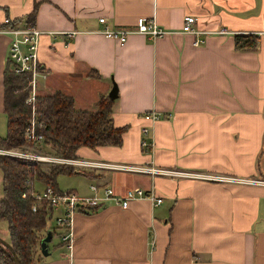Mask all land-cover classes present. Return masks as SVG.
<instances>
[{"label":"crops","instance_id":"0c3cea01","mask_svg":"<svg viewBox=\"0 0 264 264\" xmlns=\"http://www.w3.org/2000/svg\"><path fill=\"white\" fill-rule=\"evenodd\" d=\"M35 7L43 69L36 95L62 92L77 110L93 111L117 87L111 117L125 128L122 145L83 148L78 159L220 177L96 169L86 189L75 181L65 191L93 197L105 187L120 195L141 188L161 204L81 207L72 215V252L56 224L37 264H264V0H0V27L6 19L24 27ZM189 15L209 34L183 32ZM140 18L170 33L131 34L122 44L100 32L134 28ZM236 34L259 41L239 51ZM9 43L0 33V118ZM152 112L163 118L147 121ZM144 127L152 154L141 147Z\"/></svg>","mask_w":264,"mask_h":264},{"label":"trees","instance_id":"16d2710c","mask_svg":"<svg viewBox=\"0 0 264 264\" xmlns=\"http://www.w3.org/2000/svg\"><path fill=\"white\" fill-rule=\"evenodd\" d=\"M37 8L26 17L24 26L33 25ZM22 21V20H20ZM16 26V22L10 24ZM235 49L245 51L255 48L259 37L255 34H236ZM29 74L5 75L4 112L7 117V134L0 136V149L30 152L40 156L60 159H78L79 151L88 148L119 147L123 143L125 128L114 125L111 117L114 100L106 97L97 103V109L77 110L71 96L57 92L50 96L37 95L35 112L26 104L30 89ZM35 118V134L40 141L26 140V131ZM41 147H47L44 152ZM33 150V152L29 151ZM0 154L3 173V197L0 200V222H6L8 242L19 258L20 264H37L42 240L50 231L49 222L55 209L49 201L37 200L33 193L36 183L60 192L57 178L60 175L80 174L94 178L96 169L76 168L73 165L49 163ZM46 167V169H45ZM25 195V197L23 196ZM36 206V211H33ZM55 233L54 229H52ZM62 235V233L60 234ZM0 264H13L10 255L0 247Z\"/></svg>","mask_w":264,"mask_h":264},{"label":"built area","instance_id":"2783aa9c","mask_svg":"<svg viewBox=\"0 0 264 264\" xmlns=\"http://www.w3.org/2000/svg\"><path fill=\"white\" fill-rule=\"evenodd\" d=\"M101 23L105 22L104 18L100 19ZM11 22L6 19L3 26L0 27V33L5 34L10 38L9 49L7 53V63L9 70L15 74H29L30 81L28 87L30 89L29 96L26 100V104L33 107V114L35 112L36 101V83L37 76L43 72V69L39 63L38 49L39 41L42 32L38 30L34 25L30 26H10ZM197 18L194 16H186L184 20L183 32L193 34L197 37L207 35L209 32H203L197 29ZM106 38L116 40L119 43H125L128 36L131 34H142L152 39L164 37L170 31L160 28L154 19L140 18L134 28H117L108 29L104 28L100 31ZM219 34L228 33L225 29H221ZM53 35L56 33H52ZM74 33L70 34V37H74ZM202 42L201 38H196L194 45L198 46ZM144 118L151 122L156 123L161 120L163 116L160 113L152 112L144 115ZM36 120L33 117L30 126L26 131V140L29 142L40 141L41 137L35 134ZM150 128L144 127L142 129L141 147L148 153H153V140L149 138ZM0 154L9 155L18 158L32 159L43 162H53L61 164L73 165L76 168L83 169H117L122 171L143 172L151 174H163L172 176H192L207 180H218L220 177L204 174H190L183 173L175 170H162L155 169L153 167H135L127 165H114L102 162H92L80 159H60L55 157L40 156L33 153L15 151V150H0ZM239 180V179H232ZM91 190L98 191L96 185L91 186ZM25 197V195H23ZM33 197L37 200H46L51 203L55 210L61 209L63 213L58 216L55 221L56 224L63 228L64 233L61 236L62 241L66 244L69 252H72L73 247V234L71 232L72 215L78 211L81 207H97L101 206L103 201H110L115 205L122 208H127L130 201L137 199H149L153 203L161 204L162 200L157 198L153 192L144 191L141 188H135L128 190L124 195L115 193L111 188L103 189V196H80L73 191H60L55 192L51 187H46L42 191H36L33 193ZM36 206H33V211H36ZM71 258V254L69 255Z\"/></svg>","mask_w":264,"mask_h":264},{"label":"rangeland","instance_id":"374dc122","mask_svg":"<svg viewBox=\"0 0 264 264\" xmlns=\"http://www.w3.org/2000/svg\"><path fill=\"white\" fill-rule=\"evenodd\" d=\"M6 133H7V121H6V117L3 115V117L0 118V135H2V136L4 135L5 136ZM40 149H43L44 152H49L50 151V149L47 148V147H41ZM0 150H4V149H0ZM29 151L33 152V150H29ZM48 164L49 163L45 162L43 165L47 166ZM45 169H46V167H45ZM2 179H3V173L0 170V200L3 197ZM75 181L78 182L82 186L83 189L85 187H87L88 183H89L88 179L86 177H84V176H79V177L78 176H72V177H70L68 175H60L57 178L58 186H59L60 190H62V191H65L68 188H71L73 186V184H75ZM42 187H43V185L41 183H36L35 184V188L37 190L42 188ZM57 217L58 216H56V215L53 216V219L49 222V227H53V228L56 227L55 219ZM0 236H3V237L8 236L7 223L6 222H0ZM55 240H58L57 236H55Z\"/></svg>","mask_w":264,"mask_h":264},{"label":"water","instance_id":"95a60500","mask_svg":"<svg viewBox=\"0 0 264 264\" xmlns=\"http://www.w3.org/2000/svg\"><path fill=\"white\" fill-rule=\"evenodd\" d=\"M117 87L114 84L111 92L109 93V98L111 99H116L117 98ZM52 238V233L50 231H48L46 237L42 240L41 242V250L44 253V255H47V243H49L51 241ZM0 247H2L11 257L13 264H20L19 262V258L17 256V254L15 253L14 249L12 248V246L10 245V243L4 239H2L0 237Z\"/></svg>","mask_w":264,"mask_h":264}]
</instances>
